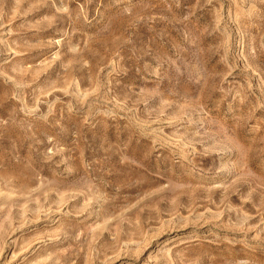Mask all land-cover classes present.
<instances>
[{"label":"rangeland","instance_id":"obj_1","mask_svg":"<svg viewBox=\"0 0 264 264\" xmlns=\"http://www.w3.org/2000/svg\"><path fill=\"white\" fill-rule=\"evenodd\" d=\"M0 264H264V0H0Z\"/></svg>","mask_w":264,"mask_h":264}]
</instances>
